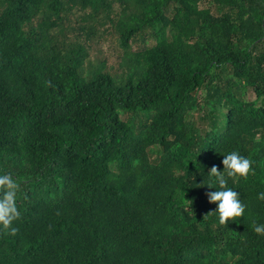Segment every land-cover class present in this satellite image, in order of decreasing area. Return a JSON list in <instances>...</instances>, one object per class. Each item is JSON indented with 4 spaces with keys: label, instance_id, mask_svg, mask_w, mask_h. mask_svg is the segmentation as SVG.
I'll use <instances>...</instances> for the list:
<instances>
[{
    "label": "trees",
    "instance_id": "16d2710c",
    "mask_svg": "<svg viewBox=\"0 0 264 264\" xmlns=\"http://www.w3.org/2000/svg\"><path fill=\"white\" fill-rule=\"evenodd\" d=\"M99 31L120 73L89 58ZM232 151L246 208L219 225ZM5 172L0 264H264V0H0Z\"/></svg>",
    "mask_w": 264,
    "mask_h": 264
},
{
    "label": "clouds",
    "instance_id": "9594fccd",
    "mask_svg": "<svg viewBox=\"0 0 264 264\" xmlns=\"http://www.w3.org/2000/svg\"><path fill=\"white\" fill-rule=\"evenodd\" d=\"M223 156V170L218 171L213 166L209 172L214 178V183L208 187L214 188L215 191L208 192L207 199L209 203L216 204L215 210L211 213L216 215L219 225H228L241 217L246 208L239 198L240 193L233 187H229V181L236 184L241 178H247L252 171V161L237 151L229 152ZM18 188L19 184L11 173L0 174V224L4 228H9L20 215L16 207ZM258 199L264 200V192L258 194ZM11 230L12 232L16 231L15 228ZM254 231L258 235H264V225L256 224Z\"/></svg>",
    "mask_w": 264,
    "mask_h": 264
},
{
    "label": "rangeland",
    "instance_id": "374dc122",
    "mask_svg": "<svg viewBox=\"0 0 264 264\" xmlns=\"http://www.w3.org/2000/svg\"><path fill=\"white\" fill-rule=\"evenodd\" d=\"M79 26L80 25H78L77 27ZM80 38H81V41H84L86 38V35H82ZM150 44H153V42L148 43L147 46ZM145 46L146 45L144 44H140L137 46L135 45L133 49L134 50L144 49ZM87 53L89 55V58L95 64L99 60L104 61L110 73H120L121 72L120 57L122 56V51L117 43V40L115 39V36H113V34H108V33L102 34L100 31L98 33H95V35L91 36L88 39ZM246 99L252 100L253 94L251 93L248 94L246 96Z\"/></svg>",
    "mask_w": 264,
    "mask_h": 264
}]
</instances>
